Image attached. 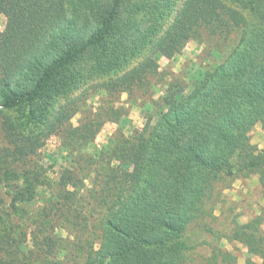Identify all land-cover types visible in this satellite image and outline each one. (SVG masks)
I'll return each mask as SVG.
<instances>
[{
	"label": "trees",
	"instance_id": "1",
	"mask_svg": "<svg viewBox=\"0 0 264 264\" xmlns=\"http://www.w3.org/2000/svg\"><path fill=\"white\" fill-rule=\"evenodd\" d=\"M0 14V264H198L203 247L206 264H235L222 238L264 264L257 217L213 239L204 224L227 177L264 174L249 137L264 127V0H0ZM190 39L214 61L125 124L120 93L151 85L158 57ZM88 97L107 104L88 112Z\"/></svg>",
	"mask_w": 264,
	"mask_h": 264
},
{
	"label": "rangeland",
	"instance_id": "2",
	"mask_svg": "<svg viewBox=\"0 0 264 264\" xmlns=\"http://www.w3.org/2000/svg\"><path fill=\"white\" fill-rule=\"evenodd\" d=\"M4 24L5 17L0 14V30L3 29ZM206 53L207 51L203 49L202 45L190 39L173 58L158 57V73L151 78L152 84L144 89H135L131 94L121 92L115 102V107L123 109L126 113L125 124L130 123L136 128H140L143 125L145 121V107L143 109L145 101L150 100V98L156 99L163 92L165 82L170 78L174 76L178 77V79L182 78L181 80L188 85L187 90H191L196 76L204 68L208 67L210 62L214 61V57ZM135 63L136 61H132L129 67H132ZM103 80L104 78L100 79L101 82ZM93 82L97 83L98 80H93ZM152 90L153 92H151ZM81 93L82 90H76L69 95V98L80 97L84 92ZM62 102L68 103V100L63 99ZM87 104L88 112L90 110L95 112L107 102H102L97 98H89ZM79 117L80 113L74 116L72 119L73 124H77ZM121 122L123 123V119L120 122L104 121L93 134L90 144L86 146V150L92 152L96 149L107 148ZM124 130H127V128H124ZM249 137L251 144L255 145L259 150L264 149V127L260 123H256L252 127L249 131ZM55 142V138L48 140L46 149L51 150ZM56 170L57 167L50 171L49 174L56 176ZM262 181H264V174H260L255 170H247L229 176L222 182V189L217 194L213 215L204 222L210 230L208 232L209 239L214 238L212 232L215 231L233 234L238 225L247 223L253 217L258 218L259 227L264 232V186ZM214 243L219 244L222 250L234 259L235 264H263V259L259 254L251 252L247 244L236 238L217 239ZM209 248L197 249L198 253L193 254L195 263L206 264L205 260L209 256Z\"/></svg>",
	"mask_w": 264,
	"mask_h": 264
}]
</instances>
